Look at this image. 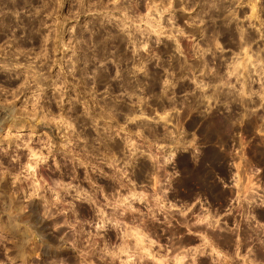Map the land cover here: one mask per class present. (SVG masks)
<instances>
[{
    "label": "rangeland",
    "instance_id": "obj_1",
    "mask_svg": "<svg viewBox=\"0 0 264 264\" xmlns=\"http://www.w3.org/2000/svg\"><path fill=\"white\" fill-rule=\"evenodd\" d=\"M0 264H264V0H0Z\"/></svg>",
    "mask_w": 264,
    "mask_h": 264
},
{
    "label": "bare ground",
    "instance_id": "obj_2",
    "mask_svg": "<svg viewBox=\"0 0 264 264\" xmlns=\"http://www.w3.org/2000/svg\"><path fill=\"white\" fill-rule=\"evenodd\" d=\"M104 78H105V77H104ZM105 79H106V78H105ZM170 142H171V141H170ZM170 142H169V143H170ZM172 142H173V141H172ZM174 142H175V141H174ZM170 154H171V153H170ZM170 154H169V155H170ZM171 156H172V155H171ZM168 158H169V156H168ZM170 158H171V157H170Z\"/></svg>",
    "mask_w": 264,
    "mask_h": 264
}]
</instances>
